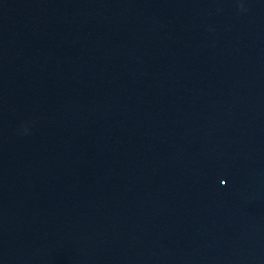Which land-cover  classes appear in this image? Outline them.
Masks as SVG:
<instances>
[{"label": "water", "instance_id": "1", "mask_svg": "<svg viewBox=\"0 0 264 264\" xmlns=\"http://www.w3.org/2000/svg\"><path fill=\"white\" fill-rule=\"evenodd\" d=\"M0 264H264V0H0Z\"/></svg>", "mask_w": 264, "mask_h": 264}]
</instances>
